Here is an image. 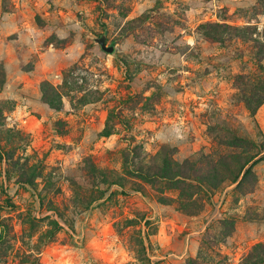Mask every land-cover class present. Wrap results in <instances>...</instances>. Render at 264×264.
I'll return each mask as SVG.
<instances>
[{
  "label": "rangeland",
  "instance_id": "rangeland-1",
  "mask_svg": "<svg viewBox=\"0 0 264 264\" xmlns=\"http://www.w3.org/2000/svg\"><path fill=\"white\" fill-rule=\"evenodd\" d=\"M263 69L264 0H0V264H264Z\"/></svg>",
  "mask_w": 264,
  "mask_h": 264
},
{
  "label": "water",
  "instance_id": "water-1",
  "mask_svg": "<svg viewBox=\"0 0 264 264\" xmlns=\"http://www.w3.org/2000/svg\"><path fill=\"white\" fill-rule=\"evenodd\" d=\"M95 42L100 45L101 49L108 52V53H112L113 50H114V46H107L106 45V36L105 35H102L100 36L99 38H96L95 39Z\"/></svg>",
  "mask_w": 264,
  "mask_h": 264
},
{
  "label": "trees",
  "instance_id": "trees-1",
  "mask_svg": "<svg viewBox=\"0 0 264 264\" xmlns=\"http://www.w3.org/2000/svg\"><path fill=\"white\" fill-rule=\"evenodd\" d=\"M263 82H264V80H263ZM261 101H264V88L262 89L261 94L258 96V99H257V102L256 103L258 104V102H261ZM263 158H264V154H263ZM8 204H9V206H12V203L10 201H8Z\"/></svg>",
  "mask_w": 264,
  "mask_h": 264
}]
</instances>
